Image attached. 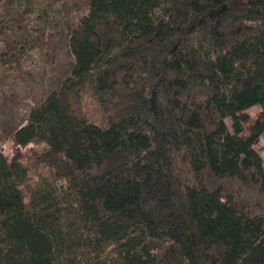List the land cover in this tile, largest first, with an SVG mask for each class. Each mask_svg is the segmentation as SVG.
Returning a JSON list of instances; mask_svg holds the SVG:
<instances>
[{"label": "trees", "instance_id": "16d2710c", "mask_svg": "<svg viewBox=\"0 0 264 264\" xmlns=\"http://www.w3.org/2000/svg\"><path fill=\"white\" fill-rule=\"evenodd\" d=\"M1 4L0 68L20 71L52 20L37 0ZM77 11L68 72L0 125V264H264V112L242 135L264 107V0ZM86 87L107 125L88 121ZM10 137L47 147L9 161Z\"/></svg>", "mask_w": 264, "mask_h": 264}, {"label": "rangeland", "instance_id": "374dc122", "mask_svg": "<svg viewBox=\"0 0 264 264\" xmlns=\"http://www.w3.org/2000/svg\"><path fill=\"white\" fill-rule=\"evenodd\" d=\"M55 2L54 9L49 13L47 5ZM40 8L38 20L45 23L51 18L52 24L43 36L41 44L31 52V56L23 61V69L4 71L0 68V125L18 120L27 116L31 107L44 97L52 87L68 72L73 56L67 44L72 14L84 6V0H37ZM3 5H0L2 8ZM78 12V11H77ZM49 14L51 16H49ZM83 101L88 121L107 125V114L101 108L99 101L90 87L83 90ZM264 107L260 104L253 105L246 110L248 119L243 122V136L251 135V127L255 125ZM240 119L239 114L228 117L230 126ZM255 146L264 157V133L259 137ZM4 154L11 161L16 155L26 162L37 151L44 150L46 144L34 140L27 145L17 144L12 137L2 145ZM37 176L31 174L30 182L36 184Z\"/></svg>", "mask_w": 264, "mask_h": 264}]
</instances>
